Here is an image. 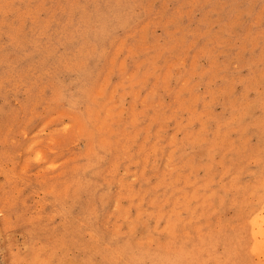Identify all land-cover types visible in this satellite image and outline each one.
I'll return each mask as SVG.
<instances>
[{"label": "rangeland", "instance_id": "rangeland-1", "mask_svg": "<svg viewBox=\"0 0 264 264\" xmlns=\"http://www.w3.org/2000/svg\"><path fill=\"white\" fill-rule=\"evenodd\" d=\"M0 264H264V0H0Z\"/></svg>", "mask_w": 264, "mask_h": 264}]
</instances>
